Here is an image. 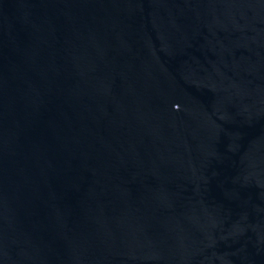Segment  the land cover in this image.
<instances>
[{"label": "water", "instance_id": "1", "mask_svg": "<svg viewBox=\"0 0 264 264\" xmlns=\"http://www.w3.org/2000/svg\"><path fill=\"white\" fill-rule=\"evenodd\" d=\"M0 264H264V0H0Z\"/></svg>", "mask_w": 264, "mask_h": 264}]
</instances>
